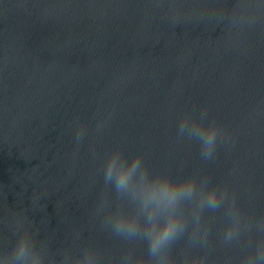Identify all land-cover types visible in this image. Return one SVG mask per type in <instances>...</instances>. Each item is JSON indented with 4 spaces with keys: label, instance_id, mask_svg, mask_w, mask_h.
<instances>
[{
    "label": "water",
    "instance_id": "95a60500",
    "mask_svg": "<svg viewBox=\"0 0 264 264\" xmlns=\"http://www.w3.org/2000/svg\"><path fill=\"white\" fill-rule=\"evenodd\" d=\"M0 264H264V0H0Z\"/></svg>",
    "mask_w": 264,
    "mask_h": 264
},
{
    "label": "clouds",
    "instance_id": "9594fccd",
    "mask_svg": "<svg viewBox=\"0 0 264 264\" xmlns=\"http://www.w3.org/2000/svg\"><path fill=\"white\" fill-rule=\"evenodd\" d=\"M181 127V131H182ZM215 130L212 131V133L209 135L208 139L205 141V147L209 150V152L214 148L215 146ZM127 178V171H124L121 176V183L124 182V180ZM175 225L172 223H169L165 226V229L163 231L162 238H167L170 232L174 229Z\"/></svg>",
    "mask_w": 264,
    "mask_h": 264
}]
</instances>
